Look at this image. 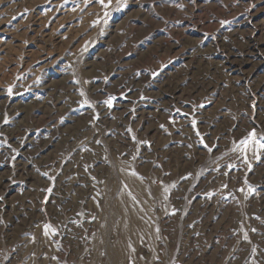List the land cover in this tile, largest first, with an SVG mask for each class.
I'll use <instances>...</instances> for the list:
<instances>
[{
    "label": "rangeland",
    "instance_id": "1",
    "mask_svg": "<svg viewBox=\"0 0 264 264\" xmlns=\"http://www.w3.org/2000/svg\"><path fill=\"white\" fill-rule=\"evenodd\" d=\"M103 5L0 0V264H264V0Z\"/></svg>",
    "mask_w": 264,
    "mask_h": 264
},
{
    "label": "snow or ice",
    "instance_id": "2",
    "mask_svg": "<svg viewBox=\"0 0 264 264\" xmlns=\"http://www.w3.org/2000/svg\"><path fill=\"white\" fill-rule=\"evenodd\" d=\"M97 2L103 5V0H97ZM103 6L106 7L107 5H103ZM9 92H11V89H9ZM81 94L83 95V93H81ZM111 102H112V98H110L108 101H105V103H107L109 105V107L111 106ZM250 136H251V139L243 140V141H241V144L247 146L251 143H255L256 145H258V147L260 149H264V142H262L261 139H256L255 132L251 133ZM209 151H211V149H209ZM251 190L252 189L250 188V191ZM49 231L54 232L55 229H53L51 225H45V234L47 235Z\"/></svg>",
    "mask_w": 264,
    "mask_h": 264
}]
</instances>
